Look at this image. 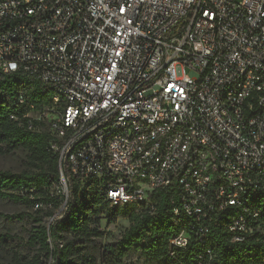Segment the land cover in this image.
<instances>
[{
    "label": "built area",
    "instance_id": "2783aa9c",
    "mask_svg": "<svg viewBox=\"0 0 264 264\" xmlns=\"http://www.w3.org/2000/svg\"><path fill=\"white\" fill-rule=\"evenodd\" d=\"M18 72L48 96L29 128L109 208L177 182L172 264L223 218L234 243L261 229L264 0H0V74Z\"/></svg>",
    "mask_w": 264,
    "mask_h": 264
},
{
    "label": "trees",
    "instance_id": "16d2710c",
    "mask_svg": "<svg viewBox=\"0 0 264 264\" xmlns=\"http://www.w3.org/2000/svg\"><path fill=\"white\" fill-rule=\"evenodd\" d=\"M39 82L22 73L0 74V150L8 154H26L30 169L21 173L0 171V199L23 206L29 213L23 219L31 223L25 246L28 257L17 256L14 264H123L135 253L148 264H172L169 240L185 229L187 222L178 223L173 211L180 208L179 187L157 189L148 197V205L139 211L109 208L105 191L95 181L81 188L68 168L59 167V157L49 149V133L30 129L26 121L30 103H46L48 98ZM23 99L25 104L20 105ZM61 172L68 181V197L58 194ZM65 204V210L49 225L53 209ZM261 215L259 232L242 243L232 242L226 225L228 219L213 222L205 242L192 236L184 253L177 255L180 264H264V204L258 206ZM49 209V210H48ZM48 210V211H46ZM108 223L127 219L129 227L120 238L92 254L95 241L102 237L99 217ZM1 219V216H0ZM183 227V228H182ZM7 236H0L5 242ZM209 252V253H208Z\"/></svg>",
    "mask_w": 264,
    "mask_h": 264
},
{
    "label": "rangeland",
    "instance_id": "374dc122",
    "mask_svg": "<svg viewBox=\"0 0 264 264\" xmlns=\"http://www.w3.org/2000/svg\"><path fill=\"white\" fill-rule=\"evenodd\" d=\"M30 169L29 160L25 153L15 152L13 154L0 150V171L11 173H21ZM58 194L63 197V202L67 199L68 193L63 188L58 190ZM49 210V209H48ZM46 210V211H48ZM53 217L46 220L50 224L51 219H58L63 213V209H53ZM23 213H29L23 206L15 204L8 200L0 199V236H7L5 242L0 241V264H14L17 256L27 258L31 250H27L25 240L30 229L31 223L23 219ZM99 228L103 233L102 237L97 239L93 245L92 254L96 256L98 252L109 245L115 243L123 232L129 227L127 219L118 218L113 223H108L101 214L99 217ZM42 264L43 263L42 261ZM123 264H148L139 255L132 254L123 261Z\"/></svg>",
    "mask_w": 264,
    "mask_h": 264
}]
</instances>
